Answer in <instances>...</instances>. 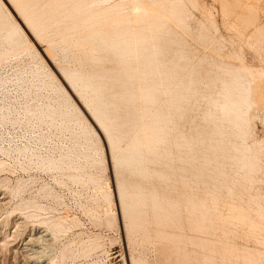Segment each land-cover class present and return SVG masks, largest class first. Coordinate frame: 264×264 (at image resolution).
I'll return each instance as SVG.
<instances>
[{
  "label": "rangeland",
  "instance_id": "1",
  "mask_svg": "<svg viewBox=\"0 0 264 264\" xmlns=\"http://www.w3.org/2000/svg\"><path fill=\"white\" fill-rule=\"evenodd\" d=\"M173 1L139 2L142 10L151 6V16L158 13L144 32L150 43L131 38L132 50L122 53L110 47L122 35L97 19L132 16L135 0H0V264H27L32 256L39 264H242L246 254L264 252V0ZM25 2L45 13L34 17L48 25L40 34L18 15ZM75 6L78 13L70 15ZM89 13L96 18L91 25ZM96 29L106 32L98 40ZM68 67L98 84L121 150L144 137L147 123L163 125L156 151L144 146L138 165L115 167L105 133L92 123L100 137L94 133L76 96L60 87L57 70ZM246 70L252 106L243 137L220 108L230 72ZM148 90L151 103L140 93ZM237 145L253 154L248 178ZM118 183L142 199L129 211L133 218L141 211L134 220L142 225L132 228L133 218L123 213ZM17 216L26 232L53 220L65 225L55 235L40 228L45 240L24 252L22 235L13 233ZM12 243L23 247L14 251ZM262 258L255 263L264 264Z\"/></svg>",
  "mask_w": 264,
  "mask_h": 264
},
{
  "label": "bare ground",
  "instance_id": "2",
  "mask_svg": "<svg viewBox=\"0 0 264 264\" xmlns=\"http://www.w3.org/2000/svg\"><path fill=\"white\" fill-rule=\"evenodd\" d=\"M124 1H126V0H124ZM134 1V0H133ZM141 1H143V0H141ZM141 1H137L136 2V0H135V2L138 4H135L136 5V8L137 7H139V5H140V3H141ZM146 0H144V2H145ZM175 1V0H174ZM173 1V2H174ZM178 1V0H177ZM177 1H175L176 3H179V1L177 2ZM2 2V1H1ZM51 2H53V1H51ZM97 2H99V1H97ZM101 2V1H100ZM123 2V1H122ZM122 2H120L121 4H122ZM140 2V3H139ZM148 2V1H147ZM147 2H145L144 4H146ZM160 2V1H159ZM173 2H171V6H172V3ZM7 3H9V4H11L12 5V2H11V0H7ZM48 3H50V2H48ZM96 3V2H95ZM143 3V2H142ZM47 4V3H46ZM144 4H142V6H143V8H145L146 7V5H144ZM150 4V3H149ZM154 3H153V1H152V5H153ZM160 5H159V7H163V5H162V3H159ZM180 4H183L182 2H180ZM6 5V4H5ZM13 5H15V4H13ZM48 5V4H47ZM123 5V4H122ZM90 6V5H89ZM118 6H119V4H118ZM145 6V7H144ZM147 6H149L148 4H147ZM176 7H177V5H175ZM175 6H173L174 8H175ZM180 6V8H181V6L183 7V5H179L178 4V7ZM15 7H16V5H15ZM15 7L13 8V9H15ZM54 7V6H53ZM114 7V6H113ZM132 7V6H131ZM161 7V8H162ZM177 7V8H178ZM5 8V7H4ZM11 8V7H10ZM142 8V9H143ZM149 8H151V6H149ZM148 7L146 8V10H148L149 9ZM153 8V7H152ZM19 9V12L20 13H18V15L20 16H22L23 17V22L24 23H26L27 24V28L29 29V31H32V30H34L36 33H38V34H40L43 30H45L44 29V27H47L48 25H39V24H37L36 23V20H34V17L35 16H37V15H42V14H44L43 16H45V13L44 12H42V11H36V10H33V9H31L29 6H28V4L25 2L24 4H19V6H18V8H17V10ZM106 9V8H105ZM105 9H103V10H105ZM118 9V8H117ZM138 9V11L136 10H134L132 13H133V15L131 16H117V15H115V14H112V15H108V16H105L103 19H97V22L99 21V24H107V25H109L110 26V29H111V31L113 32V35L115 34V35H122V39H120V40H118L117 42H114L110 47L112 48V51L114 52V51H121L122 53L124 52V53H128L129 51H131L132 50V48L129 46V43L127 42V41H129L131 38L132 39H135V38H137V39H141V40H143V42H148V43H150L149 42V40L144 36V32H145V30L146 29H148V28H146V27H148V26H154L155 25V20H153L152 18H156V15L158 14V13H152V16L150 15V14H148V12L146 11V10H142L141 9V7H139V8H137ZM184 9V8H183ZM16 10V11H17ZM78 8L75 6L74 7V10L72 9V13L70 14V15H74V14H76V13H78ZM103 10H101V11H103ZM142 10V11H141ZM157 12H162V11H160L159 9H155ZM50 11V10H49ZM52 11V10H51ZM77 11V12H76ZM123 11V10H122ZM149 11H150V9H149ZM163 11H164V9H163ZM166 11H168V10H165V12ZM169 11H173V10H169ZM168 11V12H169ZM76 12V13H75ZM91 12V11H90ZM106 12V11H105ZM116 12V11H115ZM118 12V11H117ZM116 12V13H117ZM124 12V11H123ZM130 12V13H131ZM167 12V13H168ZM174 12V11H173ZM172 12V13H173ZM180 12V11H179ZM56 13V12H55ZM54 13V14H55ZM66 13V12H65ZM86 13H88L87 11H86ZM98 13V12H97ZM122 13V12H121ZM164 13V12H163ZM166 13V14H167ZM177 13V12H176ZM16 14V13H15ZM90 14V13H89ZM106 14H108V13H106ZM127 14H128V12H127ZM17 15V16H18ZM49 15V14H48ZM91 15V14H90ZM98 15V14H97ZM105 15V14H104ZM169 15H171L170 13H169ZM172 15H174V14H172ZM179 15V14H178ZM178 15H175V17H172V18H170V19H172V20H174L175 21V23H177L178 25H179V21L181 20L180 18V16H178ZM255 15V14H254ZM85 16H87V15H85ZM92 16L93 15H91V17L89 18V22L88 23H90V21H93V22H95L94 20L96 19L95 18V15L93 16V20H91L92 19ZM168 16V15H167ZM176 16H178V17H176ZM49 17H50V15H49ZM51 17H55V16H51ZM84 17V16H83ZM130 17H131V19H130ZM133 17V18H132ZM144 17H145V19H146V17H147V21L145 22L144 21ZM185 17V16H184ZM254 17V16H253ZM11 18V17H10ZM99 18V17H98ZM174 18H176V19H174ZM177 18H178V22H176L177 21ZM255 18V17H254ZM11 19H13V18H11ZM52 19H54V18H52ZM51 19V20H52ZM83 19V18H82ZM88 19V18H87ZM141 19V20H140ZM159 19H161V18H159ZM185 19H186V17H185ZM250 19V18H249ZM252 19V18H251ZM250 19V20H251ZM81 20V19H80ZM85 20V19H84ZM171 20V21H172ZM48 21H49V19H48ZM88 21V20H87ZM135 21H137V22H135ZM138 21L140 22V24L144 21L145 23H146V25H144L145 23H143V25L144 26H140V28L138 27H132L131 26V23L133 22H135V23H137V24H139L138 23ZM44 22V21H43ZM42 22V23H43ZM85 21H83V23H84ZM93 22H91V23H93ZM181 23H182V21H180ZM251 22V21H250ZM91 23H90V25H91ZM132 23V24H133ZM46 24H47V22H46ZM48 24H49V22H48ZM50 24H51V22H50ZM79 24V23H78ZM161 24L162 23H159V26H161ZM16 25V24H15ZM89 25V26H90ZM93 25V24H92ZM164 25V24H163ZM163 25L161 26L162 28H163ZM182 25H184V26H186L185 25V23H184V19H183V24H180V27L182 26ZM24 26V25H23ZM51 26V25H50ZM49 26V27H50ZM100 26V25H99ZM102 26V25H101ZM100 26V27H101ZM125 26V27H124ZM157 26V25H156ZM165 26V25H164ZM167 27H168V23H167V25H166ZM21 26H17L16 25V28H17V30L20 32V34H23L24 35V32H23V30L20 28ZM75 27H76V25H75ZM90 27H92V26H90ZM104 27V26H103ZM102 27V28H103ZM107 27V26H106ZM155 27V26H154ZM74 28V27H73ZM81 28V27H80ZM84 28V27H83ZM98 28V27H97ZM158 28V27H157ZM182 28V27H181ZM184 28V27H183ZM261 28V27H260ZM15 29V28H14ZM1 30V29H0ZM2 30H3V28H2ZM68 30V28L66 29V30H64V32H62V33H67V32H69V30H70V28H69V30ZM100 30V29H99ZM174 30V29H173ZM83 31H84V29H83ZM95 31V30H94ZM176 31V30H175ZM8 32H10V31H8ZM96 33H95V37L97 38V36H99V34H100V37H101V34H103V33H106V32H97V29H96V31H95ZM78 33V32H77ZM13 34H14V32H13ZM13 34H12V38H13ZM82 34V33H81ZM86 34V33H85ZM93 34H94V32H93ZM8 36H9V34H8ZM15 36V35H14ZM73 36H75V35H73ZM78 36V35H77ZM146 36H148V34L146 35ZM84 37V36H83ZM95 37H94V40H96L95 39ZM103 37V36H102ZM150 37V36H149ZM8 38V37H7ZM10 38H11V35H10ZM9 38V39H10ZM26 38V37H25ZM80 39H81V37H79ZM99 38V37H98ZM98 38H97V40H98ZM113 38V37H112ZM103 39V38H102ZM100 40V39H99ZM109 40H110V38H109ZM102 41V40H101ZM100 41V42H101ZM138 41V40H137ZM154 42V41H153ZM214 42V41H213ZM61 43H62V41H61ZM259 43V42H258ZM101 44V43H100ZM32 47H33V45H32ZM47 47V46H46ZM42 48V47H41ZM45 48V47H44ZM61 49V48H60ZM96 49V48H95ZM143 51H145V53H149L148 51L150 50L149 49V47H147V46H143V48H141ZM21 50V49H20ZM59 50V49H58ZM101 50V49H100ZM29 52V51H28ZM101 52V51H100ZM7 54V53H6ZM92 55V54H91ZM179 56V55H178ZM66 58V57H65ZM99 58V57H98ZM58 68V67H57ZM64 68V67H63ZM69 69V67L67 68V70H63V71H61V70H57V71H59V74H60V76H61V81H63V82H61V83H63V84H65L66 85V87L65 86H63V84H61L60 83V87H61V89H63L66 93L65 94H67L69 97H72V95L71 94H73L74 96H76V98H77V101L80 103V107H83L82 109L80 108V107H78L77 105H76V108L77 109H79L80 110V112H81V114L83 115V117H84V119L85 120H87V122H89L90 124H91V127H92V130L94 131V133L98 136V137H100L99 135H98V132H97V130H96V128L95 127H97V129H100V130H102V132L103 133H105V135H106V137H107V140H108V142H109V144H110V147H111V149H112V151H113V160H114V164H115V167H117V168H122V167H132V166H135V165H138L142 160H143V157L141 156V148L142 147H144L145 148V150L147 149V151L148 152H150V153H152V152H154V151H156V145H157V143L160 141V139H161V133H164V132H161V131H164V129H162V128H160V127H162V126H160V127H158L157 126V124H159V122H153V124H156V125H152L151 123H147V126L145 125V124H142V125H145V126H143L144 127V130H145V134H143V136L144 137H137V136H134L135 138H131V140H130V143L128 144V146L126 145L125 147L126 148H124L125 150H121L119 147H118V139H117V136L115 137L113 134H112V132L114 131V127H113V124L111 123L112 122V120L110 121L109 120V118H108V111H106V109L104 110V108H102V106L105 104V102H104V104L102 103V101H104V100H102V95H100V93H99V91H98V84L97 85H95V83L92 81V77H90V75L88 76V75H85V74H82V73H80V74H78L77 72H75V71H72V70H68ZM244 69V68H243ZM237 70V69H236ZM235 70V71H236ZM243 71V70H242ZM83 72V71H82ZM245 72H247V70L245 71ZM245 72H233V73H231L230 72V74L232 75V77L229 79V81H228V83H229V85L227 86V87H225L226 88V90H223L222 92H223V94H224V96H225V101H224V103L222 104V106H221V108H220V112H221V115H223L222 116V118L223 117H225V120L226 119H228L231 123H229V124H231L230 126H233L232 128L233 129H236L237 128V130H238V132H237V130H236V132L237 133H239L241 136L243 135V137H244V135H246L245 133H246V125H247V123H248V121H249V116H248V113H249V109H250V106H252V105H250V104H252V103H250V101H249V95H248V93H249V87H248V85H246V82L248 83V74H250V73H245ZM93 73H94V71H93ZM229 74V73H228ZM45 75V74H44ZM54 76V78H55V80H57L58 78H57V76H56V74L53 72L52 73V77ZM250 76V75H249ZM251 78V77H250ZM59 82V81H58ZM185 82V81H184ZM249 82H250V79H249ZM192 83H194L193 81H189V83L188 84H190L191 86H193V85H195V83L192 85ZM59 84V83H58ZM185 84V83H184ZM190 85H188V86H190ZM187 86V85H186ZM46 87V86H45ZM100 89V88H99ZM148 89V88H147ZM188 89V88H187ZM192 89V88H191ZM111 90V89H110ZM142 90H146V89H142ZM141 90V91H142ZM56 91V90H55ZM63 91V92H64ZM186 91V90H185ZM182 92V91H181ZM140 93H143V95H144V98L147 100V102L148 101H150V103H151V100H152V97L154 98V95H153V91H145V92H140ZM175 93H177V90L174 92V94ZM179 93H180V91H179ZM172 94H173V92H172ZM66 95V96H67ZM120 95V94H119ZM141 95V94H140ZM177 95H178V93H177ZM142 96V95H141ZM181 96H182V94H181ZM223 96V95H222ZM223 96V97H224ZM132 97H133V95H132ZM143 98V99H144ZM70 99V98H69ZM132 99V98H131ZM156 100V99H155ZM172 100V99H171ZM217 100V99H216ZM145 101V100H144ZM170 102V101H169ZM177 102V101H176ZM149 103V102H148ZM75 105V104H74ZM143 105H145V104H143ZM114 106V105H113ZM143 108H145V107H143ZM165 108V107H164ZM217 108V107H216ZM55 109V108H54ZM76 110V109H75ZM160 110V109H159ZM48 111V110H47ZM133 111H134V109H133ZM217 111V110H216ZM146 112V111H145ZM219 112V111H218ZM219 112V113H220ZM161 113V112H160ZM214 113H216V112H214ZM126 114V113H125ZM157 114V113H156ZM81 115V116H82ZM123 115V114H122ZM159 115V114H158ZM173 115V114H172ZM214 115V114H213ZM217 116V115H216ZM157 117H159V116H157ZM212 117V116H211ZM213 117H215V116H213ZM50 118V117H49ZM151 118V117H150ZM155 118V117H154ZM217 118H219V116L217 117ZM158 119V118H157ZM161 119V118H160ZM215 120H216V118H214ZM121 120V119H120ZM213 120V119H212ZM219 120H221V119H219ZM227 120V121H228ZM214 121V120H213ZM217 121V120H216ZM226 121V122H227ZM84 122V121H83ZM115 122V121H114ZM146 122V121H145ZM171 122V121H170ZM225 122V121H224ZM95 125V127H94V125ZM222 124H223V121L221 122ZM61 124V123H60ZM125 124V123H124ZM215 124H216V122H215ZM233 124V125H232ZM218 125H220V124H218ZM217 125V129H215L219 134H221L222 132H223V130L224 129H222L223 127V125L222 126H218ZM216 126V125H215ZM214 126V127H215ZM142 127V128H143ZM234 127H236V128H234ZM78 128V127H77ZM91 130V131H92ZM140 130H141V128H140ZM143 130V129H142ZM143 130V131H144ZM142 131V132H143ZM221 131V132H220ZM126 132V131H125ZM226 132V131H225ZM235 132V131H234ZM138 136H139V131H138ZM216 134V133H215ZM86 135V134H85ZM103 135V134H102ZM136 135V134H135ZM141 135V134H140ZM177 136V135H176ZM88 138V137H87ZM90 140V139H89ZM245 146V145H244ZM243 146V147H244ZM183 147V146H182ZM237 147L239 148H241L242 147V145L241 146H238L237 145ZM236 147V148H237ZM246 147V146H245ZM248 148V147H247ZM240 149V150H242V151H240V153L242 154H240V156H242V159L243 160H241L240 158V156H239V159H240V161H242L243 162V165H245V167H246V175H247V178L251 175V173H252V171L254 170V168H255V162L252 160V156H253V154L251 153V150H248V149ZM251 149V148H250ZM238 152H239V149L237 150ZM253 151V150H252ZM186 152V151H185ZM146 153V152H145ZM252 154V155H251ZM145 155V154H144ZM68 156V155H67ZM141 158H140V157ZM180 157V156H179ZM256 158V157H255ZM255 158H254V160H255ZM48 160V159H47ZM182 160V159H181ZM51 161V160H50ZM56 161V160H55ZM50 163H52V162H50ZM143 163V162H142ZM76 164V163H75ZM6 165V164H5ZM0 167H4V163H2V162H0ZM241 167H242V165H241ZM244 167V166H243ZM244 174V175H245ZM118 175V174H117ZM244 177H246V176H244ZM5 179V178H4ZM3 179V180H4ZM246 179V178H245ZM247 180V179H246ZM251 180V179H250ZM248 181V180H247ZM5 182H6V179H5ZM122 185V184H121ZM120 185V183H118V194H119V199H120V203H121V207H122V211H123V213L127 216V217H129V216H131L130 214V208H134L132 205L137 201V197H135L134 195L135 194H131V193H129L128 194V191L126 190H124V186L122 187ZM18 190H19V187H15L14 189L12 188V191H13V193L14 192H18ZM133 193V192H132ZM131 194V195H130ZM136 196H138V195H136ZM2 198H5V197H2ZM254 199V198H253ZM139 201H141L140 199H138ZM154 200H155V198H154ZM155 202V201H154ZM162 202V201H161ZM142 203V202H141ZM144 203V202H143ZM153 203V202H152ZM257 203V202H256ZM35 204V203H34ZM154 204V203H153ZM153 204H152V206H153ZM158 204V203H157ZM157 204H155V205H157ZM169 204V203H168ZM2 205L3 204H1V202H0V209L2 208ZM33 205V204H32ZM134 205H136V204H134ZM154 205V206H155ZM160 205V204H159ZM24 206V205H23ZM30 206V205H29ZM137 206V205H136ZM135 206V207H136ZM195 206V205H194ZM193 206V207H194ZM35 207V206H34ZM217 207V206H216ZM29 208V207H28ZM153 208V207H152ZM157 207L155 206L153 209H156ZM159 208V207H158ZM164 208V207H163ZM138 209V208H137ZM231 209V208H230ZM151 210V209H150ZM130 211V212H129ZM137 211V213L139 214L141 211L140 210H136ZM136 211L134 212V213H136ZM140 211V212H139ZM163 211V210H162ZM233 211V210H232ZM260 212V211H259ZM130 213V214H129ZM133 213V212H132ZM136 213V214H137ZM163 213V212H162ZM135 214V216H134V218H136L137 217V215ZM200 214V213H199ZM129 215V216H128ZM143 215V214H142ZM232 215V214H231ZM145 216V215H144ZM205 216V215H204ZM222 216V215H221ZM263 216H264V214H263ZM132 217V216H131ZM141 218V213L139 214V216L135 219L136 221L137 220H139L140 221V219H138V218ZM7 218H8V216H7ZM25 218V217H24ZM133 218V217H132ZM134 218H133V220H134ZM232 218H234V217H232ZM237 219H239V216L237 217ZM45 220V219H44ZM48 220H50V219H48ZM61 220V219H60ZM132 220V221H133ZM134 220V224L132 225L131 223V219H130V223L128 224L127 223V225L129 226L130 224L132 225V228H134L138 223L139 224H141V222H139L138 221V223L136 222ZM160 220V219H159ZM226 220V219H225ZM13 221H14V223H15V225H17L18 227H17V229L16 230H14L15 232H13V233H15V237H16V235L17 234H20V235H22V238L21 239H23L24 240V243H22L23 245H24V247H23V245H22V247H23V250L22 251H24V252H26V251H28L27 249H28V247L30 246V245H35L37 242H39V241H41V240H45V239H43L44 238V235H38V232L37 231H39V229L40 228H42V227H45V231H47V234H50V232H52L54 235L57 233V232H59L63 227H64V223H62L61 221H57V222H55L54 220L53 221H51V222H48L49 224H47L48 225V227H46V226H40V227H38L36 230L35 229H33L31 232H26V230H23L24 228H23V225L25 224V222H23V220H21V217H15L14 219H13ZM12 221V222H13ZM44 222V221H43ZM64 222V221H63ZM45 223H47L46 222V220H45ZM157 223H158V221H157ZM234 223V222H233ZM251 223V222H250ZM232 224V223H231ZM253 224V223H252ZM259 224V223H258ZM135 225V226H134ZM142 225V224H141ZM251 225V224H250ZM254 225V224H253ZM134 226V227H133ZM207 226V225H206ZM137 227V226H136ZM254 227H257L258 228V225H255ZM16 228V227H15ZM129 228V227H128ZM131 228V227H130ZM260 228H261V226H260ZM262 228H264V227H262ZM140 229V228H139ZM145 229V228H144ZM144 231V230H143ZM9 232V231H8ZM16 232H17V234H16ZM133 232V231H132ZM227 232V231H226ZM262 233V232H261ZM58 234V233H57ZM146 235V234H145ZM161 235V234H160ZM158 236V235H157ZM18 237H20V236H18ZM17 237V238H18ZM162 237V236H161ZM136 239V238H135ZM16 240V239H15ZM259 241V240H258ZM16 242V241H15ZM21 242V241H20ZM256 242V241H255ZM261 244V243H260ZM29 245V246H28ZM233 245V244H232ZM258 245V244H257ZM11 246V249L13 250L14 249V251H16L15 249H19V248H22L20 245H18L17 243H12V245H10ZM28 246V247H27ZM30 247H32V246H30ZM29 247V248H30ZM240 247H242V246H240ZM234 248V247H233ZM257 249V248H256ZM256 249H254V250H256ZM31 250V249H30ZM232 250V249H231ZM235 250V249H234ZM241 250H243V249H241ZM247 251V250H246ZM252 251V250H251ZM264 251V250H263ZM36 252V251H35ZM236 252H237V250H236ZM245 252V251H244ZM258 253V255L257 256H254V255H250V256H248L247 254L243 257V262H241L242 264H251V263H255V262H257L258 263V261L260 262V259L263 261V258H262V256L264 255V252H262L261 251V249H259L258 251H257ZM37 253H38V251H37ZM250 253V252H249ZM28 254V253H27ZM30 254V253H29ZM206 255V254H205ZM32 256V255H31ZM25 257V256H24ZM27 257H29L28 255H27ZM215 259V258H214ZM27 260V259H26ZM234 260V259H233ZM237 260V259H236ZM27 262V261H26ZM237 263V262H236ZM257 263H255V264H257ZM27 264H39L38 263V261L36 262L34 259H33V256L32 257H29V259H28V262H27ZM43 264V263H42ZM45 264H50L49 262H45ZM239 264V263H238Z\"/></svg>",
  "mask_w": 264,
  "mask_h": 264
}]
</instances>
